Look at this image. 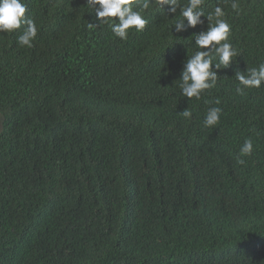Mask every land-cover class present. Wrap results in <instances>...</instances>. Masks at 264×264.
Segmentation results:
<instances>
[{
    "label": "trees",
    "instance_id": "1",
    "mask_svg": "<svg viewBox=\"0 0 264 264\" xmlns=\"http://www.w3.org/2000/svg\"><path fill=\"white\" fill-rule=\"evenodd\" d=\"M246 1L205 0L238 55L197 100L179 77L207 21L175 33L154 4L121 40L86 0H25L33 47L0 32V264H264V84L234 76L264 63V0Z\"/></svg>",
    "mask_w": 264,
    "mask_h": 264
},
{
    "label": "clouds",
    "instance_id": "2",
    "mask_svg": "<svg viewBox=\"0 0 264 264\" xmlns=\"http://www.w3.org/2000/svg\"><path fill=\"white\" fill-rule=\"evenodd\" d=\"M204 3L205 0H186V2L184 0H86V5L95 12V20L88 22L87 26L89 29H94L108 24L114 36L127 40L130 29L136 32L144 30L149 22L145 18V13L154 4L163 9L167 6L166 12L170 16L176 15L179 10L181 18L174 24L175 33L194 29L207 21L206 29L193 33L194 44L198 50L193 55L186 56L179 77L181 94L188 99L198 100L201 98V93L216 86L221 65L224 69L230 67L233 58L238 55L230 42L231 25L224 18L226 15L224 9L217 5L212 12L205 13ZM251 6L252 4L246 0H231V8L237 13L239 9L247 11V7ZM27 10L25 0H0V32H15L23 26V31L17 37V43L20 47L31 48L38 35V26L34 19L26 16ZM260 46L264 48V45ZM216 58L218 63L214 62ZM234 72L239 82L236 89L238 94H243L244 89H258L264 84V63H260L258 67H247L246 71L237 68ZM216 104H220L218 99ZM221 114L222 108L218 106L209 108L203 120L204 126L215 127L220 122ZM182 115L191 118L192 112L186 108L182 111ZM252 152L253 142L251 138H245L237 162L243 165L245 163L243 157L250 156Z\"/></svg>",
    "mask_w": 264,
    "mask_h": 264
}]
</instances>
